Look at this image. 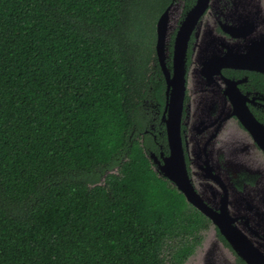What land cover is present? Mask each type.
Returning a JSON list of instances; mask_svg holds the SVG:
<instances>
[{
    "label": "trees",
    "instance_id": "trees-1",
    "mask_svg": "<svg viewBox=\"0 0 264 264\" xmlns=\"http://www.w3.org/2000/svg\"><path fill=\"white\" fill-rule=\"evenodd\" d=\"M176 1L0 0V264H186L202 246L209 221L138 138Z\"/></svg>",
    "mask_w": 264,
    "mask_h": 264
},
{
    "label": "flooded vegetation",
    "instance_id": "flooded-vegetation-1",
    "mask_svg": "<svg viewBox=\"0 0 264 264\" xmlns=\"http://www.w3.org/2000/svg\"><path fill=\"white\" fill-rule=\"evenodd\" d=\"M197 2L174 3L181 7V17L178 25H168L165 66L170 78L181 23ZM157 40L155 25L158 69L147 73L149 94L142 101L144 128L138 138L142 145L146 138L153 141L157 150L145 147L146 157L158 176L209 221L206 231H214L217 245L233 260L229 262L248 264L214 218L235 220L232 225L240 232L234 241L264 264V0H210L188 43L180 136L190 182L210 216L160 169L170 155L166 120L172 89ZM252 118L258 124L253 130L248 127Z\"/></svg>",
    "mask_w": 264,
    "mask_h": 264
},
{
    "label": "water",
    "instance_id": "water-1",
    "mask_svg": "<svg viewBox=\"0 0 264 264\" xmlns=\"http://www.w3.org/2000/svg\"><path fill=\"white\" fill-rule=\"evenodd\" d=\"M209 4L210 0H198L197 5L186 15L185 19L182 21V26L178 32L175 44L174 75L172 78H170L167 72L165 59L168 25H170L172 10L175 7L174 3L171 4L158 19V40L156 45L157 53L160 58L163 70L168 77V88L172 89L170 102L167 108L169 110V117L166 120L168 126L170 155L164 159V163L160 166V169L167 179L178 186L179 190L186 196L189 202H192L207 215H209V210L205 208L206 206L203 205L202 201L195 193L187 173L186 162L182 149V140L180 136V127L183 100L185 95V66L188 43L193 31L195 30L196 26L199 25L201 18L207 11ZM257 125V122L252 118L248 127L253 130ZM211 217L214 218L213 216ZM213 220L219 226L224 236L235 247V250L239 256L244 258L248 264H258L251 249L244 251V249L239 248V243L234 241L233 238L235 237L239 241L238 237L240 232L236 226L232 225V222L234 223L235 220H227L224 221L225 223H223V221L219 222L215 218ZM225 224L226 226L224 227ZM208 252L209 255L206 256L207 259L205 264H213V249L212 251Z\"/></svg>",
    "mask_w": 264,
    "mask_h": 264
},
{
    "label": "rangeland",
    "instance_id": "rangeland-1",
    "mask_svg": "<svg viewBox=\"0 0 264 264\" xmlns=\"http://www.w3.org/2000/svg\"><path fill=\"white\" fill-rule=\"evenodd\" d=\"M178 5L179 4H176L174 9L172 10L170 25H178L179 19L181 17L180 16L181 7H179ZM157 22L155 25H157ZM148 25H152V24H150L149 22ZM203 237L204 239H203L202 246H200L197 249L196 253L192 257L189 258L186 264H205V261L207 259L206 256L209 255L208 251H212V248H213V253H214L213 256H215L212 258L214 264H232L231 261L233 260L231 259V257L226 253V251H223V249H221L217 245L216 238L214 237V231H212V233H209L206 231ZM213 242L216 244V246L212 245ZM210 245L212 246V248L208 250V247ZM229 260L231 261L229 262Z\"/></svg>",
    "mask_w": 264,
    "mask_h": 264
}]
</instances>
